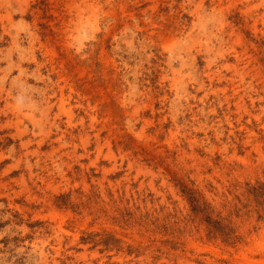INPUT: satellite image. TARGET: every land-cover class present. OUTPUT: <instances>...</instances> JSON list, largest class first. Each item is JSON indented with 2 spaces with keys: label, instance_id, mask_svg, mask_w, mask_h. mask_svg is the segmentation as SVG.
<instances>
[{
  "label": "rangeland",
  "instance_id": "rangeland-1",
  "mask_svg": "<svg viewBox=\"0 0 264 264\" xmlns=\"http://www.w3.org/2000/svg\"><path fill=\"white\" fill-rule=\"evenodd\" d=\"M259 183L264 0H0V264H264Z\"/></svg>",
  "mask_w": 264,
  "mask_h": 264
},
{
  "label": "trees",
  "instance_id": "trees-1",
  "mask_svg": "<svg viewBox=\"0 0 264 264\" xmlns=\"http://www.w3.org/2000/svg\"><path fill=\"white\" fill-rule=\"evenodd\" d=\"M248 191L253 193L254 196L259 195V194H260V196L261 195L263 196L264 195V183H259V185L249 187ZM185 194L187 195V198H188L189 202L191 203V205L193 206V208L198 210L199 208L197 207L198 204H196V202H197L196 198L192 195V193L189 191L187 193L185 192ZM198 211L204 212L205 210L203 208H201ZM205 220L208 223H211L215 227V229H218L219 231H221V233L223 232L225 227L221 225L220 221L212 220L208 215H205Z\"/></svg>",
  "mask_w": 264,
  "mask_h": 264
}]
</instances>
